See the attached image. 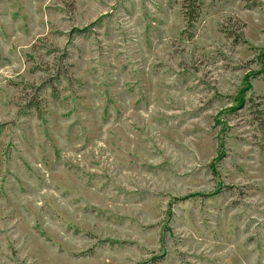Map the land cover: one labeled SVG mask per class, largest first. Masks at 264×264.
<instances>
[{"label":"rangeland","instance_id":"obj_1","mask_svg":"<svg viewBox=\"0 0 264 264\" xmlns=\"http://www.w3.org/2000/svg\"><path fill=\"white\" fill-rule=\"evenodd\" d=\"M0 0V264H264V0Z\"/></svg>","mask_w":264,"mask_h":264},{"label":"trees","instance_id":"obj_2","mask_svg":"<svg viewBox=\"0 0 264 264\" xmlns=\"http://www.w3.org/2000/svg\"><path fill=\"white\" fill-rule=\"evenodd\" d=\"M202 6V0H185L184 1V12L188 26L191 28L197 21L200 15V9ZM264 55V51H263Z\"/></svg>","mask_w":264,"mask_h":264}]
</instances>
